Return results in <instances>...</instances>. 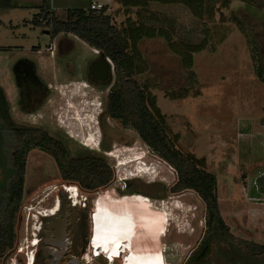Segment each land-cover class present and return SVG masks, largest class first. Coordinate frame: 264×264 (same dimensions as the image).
<instances>
[{"label":"rangeland","instance_id":"obj_1","mask_svg":"<svg viewBox=\"0 0 264 264\" xmlns=\"http://www.w3.org/2000/svg\"><path fill=\"white\" fill-rule=\"evenodd\" d=\"M55 1L68 3L55 11L62 18L68 9L64 7H88L91 0ZM98 1L109 4L103 6L118 28L129 19L168 32V41L156 34L144 36L136 44L142 71L134 78L154 96L165 115L171 143L184 154L202 159L203 168L215 175L220 213L231 232L237 238L264 244V82L257 74L255 57L264 69V8L244 0H198L193 8L181 0H147L138 5H125L126 0ZM16 3L20 7L0 9V85L12 100L11 70L24 57L35 63L38 75L50 82L51 91L47 102L31 113L12 104V118L18 125L46 127L70 155L101 157L113 171L108 184L81 191L92 207L91 223L97 222L96 235L92 236L91 229L90 253L91 247L109 241V248H115L112 264H184L205 233L204 202L192 189L172 191L176 170L130 125L107 116L106 97L115 80L112 62L110 79L100 86L90 84L84 76L85 65L88 59L99 58L98 51L69 33L73 51L63 55L68 53L65 45L60 49L62 56L50 55L48 45L56 38L43 32L47 30L44 26L31 22L39 12L40 0ZM187 45L202 48L191 54V68L183 61ZM90 130L93 140L88 139ZM3 139L7 145L9 139ZM6 164L8 155L0 160V182ZM62 184L74 185L61 179L48 154L36 148L28 152L15 243L1 256L0 264L26 263V254L33 251L30 241L37 239L41 210L47 207L51 193H56L51 192L53 188L63 190ZM127 191L136 192L122 195ZM103 197L124 203L126 199H146L152 215L168 213L165 234H157L149 224L150 233L140 234L145 238L138 241L135 215L124 207L117 208L118 213L112 208L98 209L95 205ZM111 230L116 236H108ZM207 263L264 264V252L251 254L240 246L236 254L223 259L213 247Z\"/></svg>","mask_w":264,"mask_h":264},{"label":"trees","instance_id":"obj_2","mask_svg":"<svg viewBox=\"0 0 264 264\" xmlns=\"http://www.w3.org/2000/svg\"><path fill=\"white\" fill-rule=\"evenodd\" d=\"M145 1L147 0H126L125 5H138ZM157 1L169 3L180 0ZM196 1L198 0L180 2L193 8ZM244 1L264 8V0ZM17 7L20 6L15 0H0V9ZM37 8L39 12L31 22L35 26H44L52 39L60 33H71L112 62L115 80L106 97L107 116L130 125L153 152L176 170L177 179L170 187L172 191L192 189L204 202L205 233L184 264H208L213 247L223 259H229L232 253L236 254L240 246L251 254L264 252V244L237 238L231 232L220 213L215 175L203 168L202 159L184 154L171 143L166 133L165 115L157 107L154 96L134 78L136 73L142 71L137 63L138 59L141 61V54L136 44L142 37L156 34L168 41V32L162 29L154 31L144 23L134 24L129 19L126 26L118 28L106 13V6L100 9L68 8L62 18L52 11L51 0H41ZM253 48L259 56L255 41ZM201 49L200 46L185 47V67L191 68V54ZM255 57L257 74L264 82V69L258 57ZM190 78L195 81L193 72H190ZM3 137L9 139L7 145ZM35 148L53 158L62 180L82 188L95 189L104 186L113 177L112 169L101 157L72 156L61 141L49 136L46 131L17 125L11 117L9 103L0 85V160L8 155L5 177L0 182V258L15 243L16 217L24 194L26 157Z\"/></svg>","mask_w":264,"mask_h":264},{"label":"flooded vegetation","instance_id":"obj_3","mask_svg":"<svg viewBox=\"0 0 264 264\" xmlns=\"http://www.w3.org/2000/svg\"><path fill=\"white\" fill-rule=\"evenodd\" d=\"M66 34L69 33L58 34L61 35L59 36V39L55 43L48 45L50 55L62 56V54H59L60 49L62 51L65 45L67 46L66 49H68V53L63 55L68 56V54L73 51L72 46L70 47V39L66 37ZM64 39L65 42L62 41ZM38 51L39 49L37 48V52ZM96 60L97 59H88L87 64L85 65L84 76L90 84L100 86L107 82L110 79V76L107 80H99L93 77L90 68ZM11 74L13 79L12 100L6 97L10 109L12 104H15L22 112L31 113L34 110L40 109L44 103L47 102L50 96L51 90L49 87L51 84L38 75L36 65L32 60L24 57L19 58L13 65ZM20 126L46 131V127L43 126ZM48 135L51 136L49 133ZM64 186L65 185L62 184L60 188L63 190L59 191L57 190L58 187L53 188L51 192L56 190V193H51L52 196L48 200L47 207H45V209H49L54 204L55 200L58 199L60 204H58V210L55 214L46 215L41 213L42 217L40 219V228L37 233L36 244H31L32 240L30 241V245L34 251L31 250L30 252L33 254L32 264L33 262L35 264H112L115 248H109V241L101 242L98 245H95L94 248L91 247V253L89 250L91 229L92 236L93 234L96 235L97 222L94 219L91 223L90 209L92 207L90 206L89 208L86 201L87 197L82 196L81 191L82 189H93L82 188L78 185L77 187H79V190L74 197L76 202L74 201V203H72V193L65 189ZM124 193H128V191L123 192L122 195H126ZM125 197L127 196H124L123 198ZM140 200L141 198L130 199L129 201L126 199L127 202L124 203L121 200H116L114 202L111 197H103L97 201L95 207L98 209L112 208V211L115 213L119 212L117 209L119 207H124L131 211L136 217L135 225L137 236L135 237L139 241L140 237L142 239L145 238L144 236H140V234L150 233V222L144 221L139 212ZM92 204L93 202L91 205ZM111 235L116 236L115 231L113 232V230H111L108 236L111 237ZM95 238L96 236L94 237V240ZM152 239H154V237H152ZM27 255L28 254H26V259Z\"/></svg>","mask_w":264,"mask_h":264},{"label":"bare ground","instance_id":"obj_4","mask_svg":"<svg viewBox=\"0 0 264 264\" xmlns=\"http://www.w3.org/2000/svg\"><path fill=\"white\" fill-rule=\"evenodd\" d=\"M84 120H85V124L88 125V126H90L89 123H88L89 122L88 121L89 118L88 117H85ZM88 139L89 140L95 139L94 138V133H92L91 130L88 133ZM64 188L67 189L68 191H70V193H72L71 198H73L72 203H74V201H75L74 196L76 195V192L74 191V188H68V185H65ZM145 200L146 199H141L140 200V203H139V212H140L141 218L144 221H149L150 224H151V227H152L153 231H155L157 234H159V235L165 234L166 226H167V223L169 221L168 213L161 212V213H159V216L158 217L152 215V213H151L152 211L149 210V207L146 205V201ZM59 202L60 201L58 199H56L55 202H54V204L49 209L41 210L42 211L41 213L46 214V215L55 214V212L58 210L57 208H58V204H60ZM33 243H34V241L32 242V244ZM32 259H33V257L30 256L28 259H26V263L25 264H32Z\"/></svg>","mask_w":264,"mask_h":264},{"label":"water","instance_id":"obj_5","mask_svg":"<svg viewBox=\"0 0 264 264\" xmlns=\"http://www.w3.org/2000/svg\"><path fill=\"white\" fill-rule=\"evenodd\" d=\"M90 69L93 77L99 80H107L112 74L111 61L103 54H100V58L93 62Z\"/></svg>","mask_w":264,"mask_h":264},{"label":"crops","instance_id":"obj_6","mask_svg":"<svg viewBox=\"0 0 264 264\" xmlns=\"http://www.w3.org/2000/svg\"><path fill=\"white\" fill-rule=\"evenodd\" d=\"M17 1V0H16ZM29 1H31V0H24V2H29ZM112 0H108V2H111ZM40 2H41V0H40ZM91 2H96V3H100L98 0L97 1H94V0H91L90 1V3ZM89 3V4H90ZM25 4V3H24ZM26 4H28V3H26ZM54 4V5H53ZM64 4H68V3H64ZM63 3H61V2H57L56 3V1L55 0H51V9H52V11L55 13V11H56V9H59V8H61L62 6H65ZM101 4V3H100ZM18 5H19V3H18ZM102 5H109L107 2L106 3H104V4H102ZM20 6V5H19ZM65 9H67V8H69V7H64ZM81 8H89V6L88 7H85V6H83V7H81ZM43 32H45V33H47L48 34V32H47V30H43ZM68 35L69 34H66V36L68 37ZM59 36H61V35H57L56 37H54V39L56 38V41L59 39ZM70 39V38H69ZM52 43H55V41L53 42L52 41ZM39 46H37V48H38Z\"/></svg>","mask_w":264,"mask_h":264},{"label":"built area","instance_id":"obj_7","mask_svg":"<svg viewBox=\"0 0 264 264\" xmlns=\"http://www.w3.org/2000/svg\"><path fill=\"white\" fill-rule=\"evenodd\" d=\"M103 5L102 4H100V3H96V2H91L90 4H89V8L90 9H100L101 7H102ZM65 187V186H64ZM68 188H74V191L76 192V188L77 187H74V186H72V185H68ZM34 241V244H36V239H33L32 240V242ZM31 242V243H32Z\"/></svg>","mask_w":264,"mask_h":264},{"label":"clouds","instance_id":"obj_8","mask_svg":"<svg viewBox=\"0 0 264 264\" xmlns=\"http://www.w3.org/2000/svg\"><path fill=\"white\" fill-rule=\"evenodd\" d=\"M72 186H74V187H77V185H72ZM76 193H77V188H76ZM75 197V196H74ZM32 244V243H31ZM30 254V255H29ZM28 255H27V259L30 257V256H32L33 257V254L32 253H29Z\"/></svg>","mask_w":264,"mask_h":264}]
</instances>
